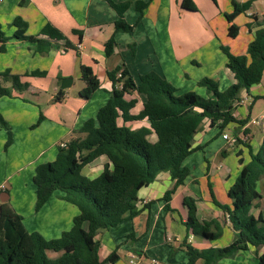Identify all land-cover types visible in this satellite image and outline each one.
Wrapping results in <instances>:
<instances>
[{
    "label": "crops",
    "instance_id": "0c3cea01",
    "mask_svg": "<svg viewBox=\"0 0 264 264\" xmlns=\"http://www.w3.org/2000/svg\"><path fill=\"white\" fill-rule=\"evenodd\" d=\"M117 2L129 1L130 5L124 13L125 20L133 24L137 17L134 8L136 0H114ZM195 5L188 13L182 3L184 0H149L144 9L142 18L134 25L132 31H114V21L117 14L106 0H0V24L3 31L10 38L0 49V75H7V86H11L12 75L19 76V81L26 87L21 91L12 90V95L0 96V114L17 136H25L39 129V134L47 135L41 130L42 121H50L54 125V138L44 145V142L31 141L29 148L33 155L22 166L9 170L10 163L7 156L0 155V186L5 183L9 187L0 189V198H4L13 210L22 217V222L28 231H37L44 238L51 239L71 228L73 217L78 214L75 205L63 200L60 191L53 192L46 202L35 210V185L32 177L37 164L51 161L55 158L58 146L72 137L82 136L76 129L90 117H95L97 110L110 97L111 81L107 72L117 65L124 66L137 82L140 74L154 71L147 70L140 61L139 55L148 49L154 53L162 51L166 59L158 60L151 69L173 84L181 73L188 77L187 68L195 65H207L212 72L217 73L221 66V41H226L227 47L233 54L246 53L247 45L252 40L257 25L252 23V16L262 20L264 16V0H190ZM232 1L236 3L249 2L245 12L238 14L233 23L238 25V34L231 37L228 34L229 23L224 13L233 10ZM156 8L157 18L152 16L153 23L147 22V15L152 8ZM179 13L185 15L180 18ZM189 14V16L187 15ZM203 18L209 23H220L221 27L208 26L202 34L184 31L183 20L188 22L195 18ZM251 14V15H250ZM194 16V17H193ZM20 18L26 25L25 35L36 36L41 28L49 23L59 29L77 48L63 49L52 48L48 51L38 52L32 48V43L27 38H15L13 20ZM147 26V29L144 27ZM165 31V43L161 38L150 32L152 27ZM264 26V21L262 22ZM78 30L79 32H74ZM114 34L116 45L110 55L105 53V41ZM244 34V35H243ZM202 40L201 58L190 59L187 42L190 36ZM78 44L80 46H78ZM134 53H130L131 50ZM194 50V49H192ZM222 51V50H221ZM215 55L214 60L211 58ZM203 56V57H202ZM158 59V58H157ZM217 60H220L218 62ZM226 63V59L223 62ZM88 65L99 80V87L89 99H83L70 93L69 87L76 79H80V65ZM224 78L229 84L235 81L233 74L226 67H221ZM33 71H43L45 74L32 75ZM155 71V72H156ZM71 77L72 84L63 90L59 100L55 99L60 80ZM181 77V76H180ZM48 78V80H46ZM264 79V70L261 80ZM258 82L250 87L249 93L241 90L240 103L233 112L236 118H247L242 126L230 123L222 131L216 124L211 125L205 119L195 132L192 147L196 149L183 160L182 164L189 169V174L183 184L178 185L171 194L168 205L162 199L165 191L174 186V179L168 171L158 173L154 181L142 186L137 192V208L139 212L132 219L121 222L109 229H99L95 239L99 241L98 257L102 264H146L149 259H157L158 264H187V255L180 243L186 236V227L183 222L188 218L189 209L183 199H194L195 211L191 213L203 222L211 218L216 219L222 230L214 239L208 240L189 232L188 241L196 248L202 249L210 246H224L234 238V232L225 220L223 211L212 202L210 191L214 198L223 204H229L227 196L229 186L234 182L240 169L250 160V152L255 153L264 136V113L253 116L254 96L264 95V82ZM82 81V80H81ZM83 82V81H82ZM182 84V83H181ZM84 85V82H83ZM174 86V85H173ZM83 87V86H82ZM176 94L189 91L183 86H174ZM31 95V99L26 95ZM125 99H134L135 103L130 113L137 114L143 107L145 96L135 90L125 93ZM263 99L264 98H258ZM47 108H41L43 101H48ZM36 127L34 123H38ZM119 125L131 129L141 126L149 127L146 118L124 121L117 118ZM228 131H231V135ZM36 133H34L35 135ZM227 135V138L223 137ZM6 131L0 127V153L6 138ZM42 137V136H40ZM150 142H155L157 136L154 132L147 135ZM12 142V149L14 148ZM11 151H5V154ZM7 161V162H6ZM108 159L98 156L92 162L84 165L81 173L94 178L100 174ZM26 165L28 167H26ZM25 170V171H24ZM260 197L256 199L250 212L255 216L261 215L264 219V178L258 181ZM86 228V224H84ZM257 248L258 250L256 251ZM173 249V252L170 250ZM115 251L118 259L115 263L106 262V258ZM177 251V253H176ZM255 252L259 256L264 253V245L249 246L246 250L239 251L231 261L220 259L217 264L235 262L242 259L243 264H248L245 255ZM49 258L54 259L60 252L47 250ZM184 254V255H183ZM134 261L130 262V260ZM165 260V262H164ZM163 261V262H162ZM128 262V263H127ZM226 263V264H228ZM202 264V260H198Z\"/></svg>",
    "mask_w": 264,
    "mask_h": 264
},
{
    "label": "trees",
    "instance_id": "16d2710c",
    "mask_svg": "<svg viewBox=\"0 0 264 264\" xmlns=\"http://www.w3.org/2000/svg\"><path fill=\"white\" fill-rule=\"evenodd\" d=\"M114 9L117 18L114 31L129 32L140 21L149 0H136L134 8L137 12L133 24L128 23L124 13L129 1L117 2L106 0ZM215 2V0H213ZM184 7L194 10L190 0H184ZM233 10L225 12L229 23L228 34L235 37L238 26L233 19L245 12L250 3L232 1ZM251 15V14H250ZM262 20L252 16L250 25H257L252 40L248 43L245 54H233L228 47L220 46L226 56V67L233 74L235 81L224 91L211 78L204 77L199 84L206 88L207 96L203 97L193 91L176 94V88L165 78L149 71L133 80L129 71L117 65L107 72L111 81L110 97L97 110L95 117L86 119L76 132L83 134L66 141L65 146H58L53 160L39 163L34 168L32 177L35 185V210H38L55 191H60L61 198L78 209L73 217L70 229L63 231L56 238L46 239L37 231H28L22 217L7 202L0 203V264H102L98 257L99 241L95 234L99 229H109L121 222L132 219L138 214L137 192L156 178L159 172L168 171L174 186L165 191L162 199L165 209L170 210L168 202L175 188L184 183L189 169L182 164L183 160L196 148L192 147V139L200 124L208 119L222 131L230 123L242 126L247 118H236L234 110L241 101L239 93H249L252 85L260 82L264 70V26ZM15 30L12 37L27 38L32 48L38 52L52 48L63 49L75 47L71 41L56 27L46 23L36 36H26V25L20 18L12 23ZM74 32H79L74 30ZM10 37L5 34L0 24V49ZM116 45L114 34L104 43L106 55H110ZM120 73V76H118ZM32 75H43V71H33ZM7 75H3L6 79ZM80 78L84 82L78 95L89 99L99 87V80L92 68L80 65ZM10 87L0 85V96L12 95V89L21 91L26 87L19 81V76L10 77ZM121 83V87H119ZM130 90L145 96L142 109L137 114L130 113L135 100L125 99ZM63 91L55 96L59 100ZM264 98V95L253 99ZM124 121L146 118L149 127L141 126L131 129L119 125L117 118ZM0 127L6 131L5 146L12 142V134L8 123L0 114ZM154 132L155 142H150L147 135ZM104 155L108 162L94 178L81 173L84 165L98 156ZM264 178V136L255 153L250 152V160L242 166L234 182L227 190L230 204L218 202L210 191L212 202L224 213L225 220L234 232L233 240L224 246L196 248L188 241L189 232L211 240L221 234V226L216 219L198 221L194 199L185 197L184 204L189 209L188 218L183 222L186 236L180 243L187 255V264H217L220 259L232 258L239 251L249 246L264 245V219L259 214L250 212L260 193L256 186ZM86 224V228L84 227ZM47 250L60 252L57 258L51 259ZM118 255L115 251L105 259L115 263ZM264 264V253L259 256Z\"/></svg>",
    "mask_w": 264,
    "mask_h": 264
},
{
    "label": "rangeland",
    "instance_id": "374dc122",
    "mask_svg": "<svg viewBox=\"0 0 264 264\" xmlns=\"http://www.w3.org/2000/svg\"><path fill=\"white\" fill-rule=\"evenodd\" d=\"M184 8L186 10L190 11L188 13H191V14L194 13V12H191L190 9H188L186 7H184ZM155 10H156V8L153 7L151 9V11L149 12V15H147V19H148L147 22L149 24L153 23L152 16L157 18ZM187 15L189 16V14H187ZM195 15H196L195 18L193 20H191V21L186 22V21L183 20V25H184V31L185 32L196 33L195 35H200V34H202L203 30H206L208 28V26L212 25L213 27H219V26L221 27V24L218 23V22H217V24L216 23L212 24V23H209L208 21H205L203 18L199 19L197 17L198 14H195ZM179 17L180 18H185V15L182 14V13H179ZM144 27L147 29L146 25H144ZM154 28H155V30L151 27L149 29L150 32H153V34L156 35V37H160L161 38V43H165V39H166L165 31L163 29L156 30L158 28L157 25L154 26ZM238 30H239V28H238ZM194 36L191 35L188 38V42H187V48L189 49L188 52H189V56H190L191 61H192V59L196 60V59L201 58V55H199L201 52L198 51L197 49L201 48L202 40L200 38L194 37ZM221 43H222L223 46L227 47L226 41H221ZM192 49H194V50H192ZM134 52H135V50H133V49L130 51V53H134ZM218 53H219V55L221 57L220 60H222L220 69H221V67L225 68L226 67V63H224V66H223V62L225 61L226 56L221 50H219ZM211 58L214 60L215 55H213ZM139 59L146 66L147 70L156 71L155 69H151V68L153 66H155V64L158 62V60L166 59V56H164L162 54V51H160V52L156 51V53H154L152 51V54H151V51L147 49L143 53V55H139ZM220 60H217V61L220 62ZM201 64L202 65H198V66L195 65L196 67L193 68V69L188 67L187 68L188 73H186L188 77L187 78L184 77L183 74L181 73L176 79L172 80V82H173L172 85H174V86H183V85H185V89H188L189 91H193L196 94H198L200 96H203V97L207 96L206 88L204 86L200 85L199 81L202 78H204V77H208V78H211L214 81H216L217 84H218V89L220 91H224L230 85L228 83V81L224 78V73H222L220 69H219V71L217 73H215V72H212L209 68H207V65H204L202 62H201ZM156 73H157V71H156ZM46 80H48V78H46ZM166 80L168 81L169 77ZM261 81L264 82V79H262ZM8 82L10 84H12V81H8ZM6 84H7V80L4 79L3 75H0V85L4 86V87H10V85L7 86ZM82 86H83V82L80 79H76L74 81V84L69 87L70 93L72 95H75L76 94V90L78 88H81ZM12 90H15V89H12ZM179 94H181V93H179ZM26 97L29 98V97H31V95L27 94ZM29 99L33 101V99H31V98H29ZM49 101L50 100L43 101L40 104V107L42 109L43 108H47V106H49V104H48ZM261 113H264V100L263 99H260V100L256 99V101H255V103L253 105L252 115L253 116H260ZM41 121L42 120H40L38 123H34L33 127H36ZM40 126H41V130L43 131V133L44 134L47 133L48 136L39 134L40 127H39V129L37 131H35L33 133H30L29 135H25V136L14 135L12 133V129L10 128L11 134H12V142L14 141L13 144L15 145L14 146L15 149H12L13 148L12 142L8 146H5V142H6V139H7V135H6L5 141H4V143L2 145V149H1L2 153H0V155L3 154V158H5L7 156L8 162L10 163L9 170H14L18 166H22L33 155L32 150L29 148V146H30L29 144H30L31 141L34 140V141L41 142V140H42L44 142V145H45V144L48 143V138H49V141H51L54 138V136H55L54 135V130H53L54 129V125L50 121H42ZM228 132H229L230 135L232 134L231 131H228ZM34 133H36V134L34 135ZM40 136H42V137H40ZM7 150L11 151V154L10 153L5 154V151H7ZM26 167H28V166L26 165ZM3 187H9V184L5 183L3 185ZM256 188L259 191L262 190L258 186V184H257ZM255 249H256V251L258 250L257 248H255ZM170 252H173V249H171ZM176 253H177V251H176ZM244 257H245V259H247L248 264H261L260 261H259L258 256L255 255V252L254 253L253 252L252 253L248 252ZM223 260H224V262L225 261H231L230 259H223ZM244 261L242 259H236L235 262L233 260V262H230V263L226 262V263H228V264H243ZM164 262H165V260H164Z\"/></svg>",
    "mask_w": 264,
    "mask_h": 264
},
{
    "label": "water",
    "instance_id": "95a60500",
    "mask_svg": "<svg viewBox=\"0 0 264 264\" xmlns=\"http://www.w3.org/2000/svg\"><path fill=\"white\" fill-rule=\"evenodd\" d=\"M72 84V78L71 77H63L60 80L59 88L57 90V95L60 94L64 89L68 88ZM1 201H4V198H0Z\"/></svg>",
    "mask_w": 264,
    "mask_h": 264
},
{
    "label": "built area",
    "instance_id": "2783aa9c",
    "mask_svg": "<svg viewBox=\"0 0 264 264\" xmlns=\"http://www.w3.org/2000/svg\"><path fill=\"white\" fill-rule=\"evenodd\" d=\"M78 46H80V45H78ZM118 76H120V73H118ZM121 85L122 84L119 83L118 86L121 87ZM223 137L224 138H227V135L226 134H223ZM65 145H66V142L60 143V146H62V147L65 146ZM0 189H4L3 185L0 186ZM130 262H133L134 263L133 259L130 260ZM140 262H142V261L139 260V261L136 262V264H140ZM146 264H158V261H157V259L151 258V259L148 260V262Z\"/></svg>",
    "mask_w": 264,
    "mask_h": 264
}]
</instances>
